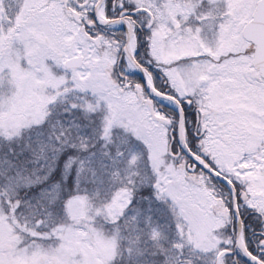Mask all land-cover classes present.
Wrapping results in <instances>:
<instances>
[{
    "label": "snow or ice",
    "instance_id": "6c2138e0",
    "mask_svg": "<svg viewBox=\"0 0 264 264\" xmlns=\"http://www.w3.org/2000/svg\"><path fill=\"white\" fill-rule=\"evenodd\" d=\"M0 264H264V0H0Z\"/></svg>",
    "mask_w": 264,
    "mask_h": 264
}]
</instances>
